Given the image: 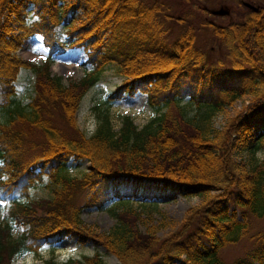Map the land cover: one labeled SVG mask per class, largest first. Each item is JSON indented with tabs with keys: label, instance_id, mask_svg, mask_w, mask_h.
<instances>
[{
	"label": "trees",
	"instance_id": "1",
	"mask_svg": "<svg viewBox=\"0 0 264 264\" xmlns=\"http://www.w3.org/2000/svg\"><path fill=\"white\" fill-rule=\"evenodd\" d=\"M161 12L155 0H0V264L37 254L43 244L65 236L79 245H101L115 264H264V225L248 229L249 215L264 214V154L255 155L264 151V2L224 26ZM165 21L180 26L172 41L166 40ZM202 24L227 46L231 72L251 74L226 96H215L196 118L184 115L174 86L204 61L194 44ZM34 34L47 49L39 62L14 52ZM73 46L82 48L89 67L63 84L49 69L51 55ZM108 64L124 80L107 94L86 134L75 111ZM21 67L34 71L33 94L25 103L13 85ZM245 90L247 103L215 136L212 114ZM135 91L145 94L154 114L141 126L122 114L114 129L108 106ZM235 143L247 149L246 158H232ZM69 157L89 166L69 175ZM43 174L52 183L50 195L31 199L30 189ZM165 194L200 199L159 237L151 212L164 220L156 199ZM135 196L142 197L137 204L128 199ZM106 201L115 218L108 230L82 221L83 208L100 209ZM16 226L25 227L13 236ZM245 235L250 242L242 254L231 261L218 254ZM41 264L104 263L94 252L61 262L50 256Z\"/></svg>",
	"mask_w": 264,
	"mask_h": 264
},
{
	"label": "rangeland",
	"instance_id": "2",
	"mask_svg": "<svg viewBox=\"0 0 264 264\" xmlns=\"http://www.w3.org/2000/svg\"><path fill=\"white\" fill-rule=\"evenodd\" d=\"M146 3H151L153 0H144ZM162 8L163 14L171 16H184L192 18L195 21L200 19L205 22H210L220 26L226 25L230 21L242 20L247 11L242 1H247L252 4H260L264 0H155ZM198 5L200 8H197ZM226 7L229 12L227 14H213L211 9L218 6ZM32 5L28 6V14H31ZM163 16V15H161ZM167 26L166 40L172 41L178 32L180 26L171 22L165 21ZM59 30L61 28L57 26ZM63 36V34H61ZM194 44L204 53V61L201 65L193 68L178 78L176 86L178 90L177 100L183 107L184 115L188 117H198L201 112L210 107L215 96H226L227 89L231 86L245 83L251 72L236 74L231 72V63L227 56L228 48L222 40H219L213 29L202 24L198 27L195 36ZM15 54L22 59H27L31 62H39L47 54V49L41 42L39 34H34L25 39L22 45L17 48ZM51 63L49 69L52 74L58 76L60 81L65 84L68 80L79 77L89 66L83 63L85 54L80 47H66L64 51L53 53L51 55ZM246 68V65H244ZM256 79V78H255ZM34 71L27 67L19 68L13 85L15 88V97L21 103L29 100L33 94ZM124 80V76L119 74L113 64L106 65L101 71L97 81L91 85L82 95L78 102L75 111V120L77 126L86 134H89L96 123L94 113L98 110H104L105 97L116 86L120 85ZM250 98L247 90L238 95L230 103H223V106L218 111H215L209 121L211 132L215 136H219V131L225 128L227 120L235 114ZM173 107V105H172ZM110 122L114 129L120 124V115L128 114L132 121L141 126L153 114L144 93L135 91L129 95L123 93L120 97L114 99L107 110ZM247 149L239 143H235L231 150L233 159H244L247 156ZM264 154L262 149L255 151V155L261 158ZM89 162L85 159L80 160L78 164L69 157L66 161V171L69 175H80L83 170H86ZM50 183L46 174H43L41 179L30 189V198L47 197L50 195ZM214 192V191H212ZM134 204L142 200L141 196L128 198ZM146 201V198H143ZM197 195L182 196L179 194H165L159 196L157 200L158 210L164 212L165 218L161 221L157 210L151 212L152 222L159 224L157 235L165 236L174 230L179 220L184 215L189 206L196 204L199 201ZM111 200H115L111 198ZM80 217L85 223H94L100 231H106L115 222L114 216L109 209V201L105 202L103 208L95 207L83 208L80 212ZM250 224L249 232H252L264 225V214L260 217L249 215ZM25 226H16L11 229L12 235L18 234ZM243 236L240 240L234 243H228L218 249V254L226 261H231L236 256L242 254L244 249L249 245V240ZM64 239V240H63ZM63 240V241H62ZM65 241V242H64ZM64 242V243H63ZM72 244V249H66V246ZM97 252L104 264H115L116 257L105 251L101 245L94 244L90 241L79 245L72 236H65L61 240L52 244H43L37 254L26 252L22 255L13 257L8 264H41L42 260L47 257H52L54 260L61 262L67 258H80L82 255H90ZM179 259H175L178 261Z\"/></svg>",
	"mask_w": 264,
	"mask_h": 264
},
{
	"label": "water",
	"instance_id": "3",
	"mask_svg": "<svg viewBox=\"0 0 264 264\" xmlns=\"http://www.w3.org/2000/svg\"><path fill=\"white\" fill-rule=\"evenodd\" d=\"M242 3L251 10H257L258 8L257 4H252L247 1H242ZM210 12L213 14H227L229 10L226 7L220 5L217 8L211 9Z\"/></svg>",
	"mask_w": 264,
	"mask_h": 264
},
{
	"label": "bare ground",
	"instance_id": "4",
	"mask_svg": "<svg viewBox=\"0 0 264 264\" xmlns=\"http://www.w3.org/2000/svg\"><path fill=\"white\" fill-rule=\"evenodd\" d=\"M63 240H64V239H63ZM63 240H62V241H63ZM64 242H65V241H64ZM64 242H63V243H64ZM68 248H69V249H70V248L72 249V244L69 245L68 247L66 246V249H68Z\"/></svg>",
	"mask_w": 264,
	"mask_h": 264
}]
</instances>
